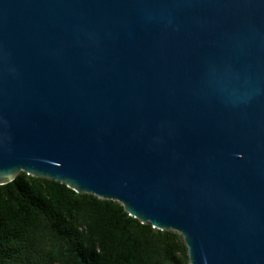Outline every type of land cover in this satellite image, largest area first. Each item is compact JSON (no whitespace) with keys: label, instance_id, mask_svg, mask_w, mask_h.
Returning <instances> with one entry per match:
<instances>
[{"label":"water","instance_id":"water-1","mask_svg":"<svg viewBox=\"0 0 264 264\" xmlns=\"http://www.w3.org/2000/svg\"><path fill=\"white\" fill-rule=\"evenodd\" d=\"M20 173L264 264V0H0V186Z\"/></svg>","mask_w":264,"mask_h":264},{"label":"trees","instance_id":"trees-1","mask_svg":"<svg viewBox=\"0 0 264 264\" xmlns=\"http://www.w3.org/2000/svg\"><path fill=\"white\" fill-rule=\"evenodd\" d=\"M0 264H188L181 238L116 202L20 173L0 186Z\"/></svg>","mask_w":264,"mask_h":264}]
</instances>
